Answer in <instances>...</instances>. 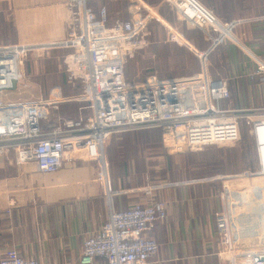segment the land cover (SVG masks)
Listing matches in <instances>:
<instances>
[{"label":"built area","instance_id":"1","mask_svg":"<svg viewBox=\"0 0 264 264\" xmlns=\"http://www.w3.org/2000/svg\"><path fill=\"white\" fill-rule=\"evenodd\" d=\"M93 1L97 0H67L74 25L64 41L37 47L0 46V152L12 149L16 163H32L41 173L57 172L66 160L94 163L108 212L100 230L85 240L79 264H148L159 246L145 233L163 217L164 204L152 201L114 210L115 193L106 159L110 136L159 128L164 132V151L179 154L237 142L244 121L254 145L257 169L245 177L248 185L241 191L223 186L224 205L215 215V227L225 241L220 254L228 264H264V103L222 107L231 98L228 82L212 78L208 69L211 51L227 41L249 57L254 68L246 74L247 80L255 81L264 94V59L242 47L233 34L241 21H221L199 0H164L180 20L204 33L209 47L199 52L179 32L188 44L170 34L172 42L197 59L199 71L184 78H159L152 73L144 81L132 82L125 77V66L149 47L150 22L167 23L135 3L138 8L130 20H116L107 28L104 19H96ZM48 47L67 50L64 75L77 92L67 97L49 93L31 101L6 100V92L14 91L13 82L17 90L25 76L26 54ZM68 103L80 104L86 117L62 119L58 125L44 128L50 111ZM241 208L251 210L257 220L256 230L250 235H242L235 224ZM0 264L43 263L23 259L10 250L0 254Z\"/></svg>","mask_w":264,"mask_h":264},{"label":"crops","instance_id":"2","mask_svg":"<svg viewBox=\"0 0 264 264\" xmlns=\"http://www.w3.org/2000/svg\"><path fill=\"white\" fill-rule=\"evenodd\" d=\"M200 2L211 8L221 21L244 23L234 36L250 53L264 59V47L256 43L258 35L264 36V24L244 26L264 21V0ZM135 3L155 12L166 23L167 18L172 20L173 11L164 0H97L91 3V8L96 19H104L105 26L110 28L116 20H130L138 8ZM260 8L262 16H258ZM153 24L158 23L151 21L150 25ZM73 25L67 0H0V46L37 47L58 43L69 37ZM152 29L153 47L145 53L167 50V43ZM173 32L178 41L188 42L194 50L208 49L200 29L194 28L195 35L190 33L188 38L179 32L187 42L177 31ZM238 50L242 51L226 44L211 52L209 74L228 82L231 98L226 106L262 105L264 94L255 81L246 77L254 65L247 55L241 58ZM66 53V49L56 47L30 50L24 58L28 87L22 93L17 89L16 93L5 94V99L13 96L14 101L37 100L46 91V96L54 93L67 97L69 93H76V88L65 79L62 59ZM191 72L190 68V73L181 77L192 76ZM139 74H129L128 78L140 82L136 81ZM109 177L116 211L152 201L164 204L163 217L145 233V237L154 239L159 246L148 264H228L220 254L225 250V241L215 227V215L223 208V186L228 187L227 182L216 177L188 176L173 181L155 178L148 183L145 174H137L134 168L127 167L125 170L109 168ZM244 182L239 180L234 191ZM107 212L94 163L85 159L66 160L57 172L41 173L32 163H16L12 149L0 152V254L15 250L21 258L43 264H79L85 240L100 230ZM239 212L242 214L235 218V224L240 233L252 234L257 227L255 216L246 208Z\"/></svg>","mask_w":264,"mask_h":264},{"label":"rangeland","instance_id":"3","mask_svg":"<svg viewBox=\"0 0 264 264\" xmlns=\"http://www.w3.org/2000/svg\"><path fill=\"white\" fill-rule=\"evenodd\" d=\"M205 7H207V9L209 8L208 6ZM209 10L212 9L209 8ZM258 11L260 13L258 16H262V9L260 8ZM171 18L172 20L167 18V24L149 25L148 31L150 35L148 42H150V45L148 48L137 53L126 63L125 77L127 80H129V74L132 76H138V72H140V78L136 81H144V78L153 72H155L159 78H166L169 75L174 78H184L181 77V75L189 74L190 68L192 75L199 71V63L192 53H189L182 46H179L177 43L170 40V34H173L174 37H176L173 32L174 30L181 32L188 38L190 33L195 35L194 28L180 20L174 12L172 13ZM263 24L264 21H259V24L247 23L244 26L249 28L252 25L262 26ZM239 26L235 28L233 34H235V31L240 28ZM150 29L157 32V37H160L161 41L167 43V50L158 51L157 54H154V52L152 54L145 53V50L153 47V43L150 40ZM171 29L174 30L172 31ZM262 35L263 34L258 35L259 37L256 39V43L259 47H264V41H262L264 40V36ZM226 44L233 45L225 41L220 47H223ZM240 44L244 47L241 42ZM218 47L213 52H215ZM238 51L239 52L237 53L241 58L244 55L246 57V54L243 51ZM144 53L147 56L144 55ZM27 78L28 76L25 72V76L18 88L19 93L20 91L22 93L23 90L28 87ZM6 93L13 94L16 93V90L8 91ZM47 93V91L42 93L40 98L46 97ZM66 93L69 92L67 91ZM70 95L73 94L69 93V96ZM9 99V101L15 100L13 96H9ZM262 102L264 103V101ZM80 107L82 106L76 103L59 105L57 110L50 111L47 122L43 124V127L50 128L56 126L62 119H84L86 117V111L84 109L80 110ZM222 107L227 106L223 103ZM144 132L147 134L149 131H130V133L123 132L110 136L106 142V159L110 169L112 166H114V169L121 168L119 164L123 162L127 168H134L137 174H145L146 182L148 183L152 182L155 178L158 179L157 181H173L174 179H182L188 176H190V178L216 177L223 180V182H227L230 190L231 188L234 190V187L237 186L240 179L244 181L245 177H249V174L254 173L257 169L254 157V145L244 121L241 122L240 137L237 142L228 145L206 146L201 148V150H187L179 154H168L164 151L162 144L158 145L156 142L151 144L148 140H143ZM150 132L154 136L158 135L156 133L158 131L153 129H150ZM111 150H113L112 154ZM240 155L243 158V162L240 161ZM171 165L173 166V169L171 168ZM167 167H169V169H167ZM245 182L242 183L241 186H238L239 190H241V187L244 184L243 188L247 187L248 183ZM256 182L258 183L259 180H256Z\"/></svg>","mask_w":264,"mask_h":264},{"label":"trees","instance_id":"4","mask_svg":"<svg viewBox=\"0 0 264 264\" xmlns=\"http://www.w3.org/2000/svg\"><path fill=\"white\" fill-rule=\"evenodd\" d=\"M203 4V3H202ZM204 5V4H203ZM205 6V5H204ZM171 8V7H170ZM207 8V7H206ZM209 9V8H208ZM171 10L175 13V11L171 8ZM192 34V33H191ZM201 36H203V38L205 39V41H207V43H208V47H209V41L206 39V37H205V35H204V33L203 32H201ZM220 47V46H219ZM218 47V48H219ZM217 48V47H216ZM215 48V49H216ZM215 49H213L211 52H213ZM153 130H155V131H158V132H156L158 135L157 136H154L153 134H151V132H150V129L149 130H146V129H141V130H134L135 132H138V131H149L147 134H145V132H144V135H143V140H148L149 141V143H157L158 145H160V144H162V140H163V136H164V132H163V130L162 129H159V128H155V129H153ZM131 132H133V131H131ZM125 133H130V131L129 132H125ZM143 134V133H142ZM112 152H113V150H111V154H112ZM233 161H234V159H233ZM240 161L241 162H243V158H242V156L240 155ZM120 167L121 168H123L124 170L126 169V166L123 164V162H121L120 164ZM119 165H116V166H119ZM115 166V167H116ZM112 169L114 168V166H112L111 167ZM171 168L173 169V166L171 165ZM170 168V169H171ZM117 169V168H116ZM167 169H169V167H167Z\"/></svg>","mask_w":264,"mask_h":264},{"label":"water","instance_id":"5","mask_svg":"<svg viewBox=\"0 0 264 264\" xmlns=\"http://www.w3.org/2000/svg\"><path fill=\"white\" fill-rule=\"evenodd\" d=\"M15 88H16V85H15V83L13 82V86H12V89H11V90H15Z\"/></svg>","mask_w":264,"mask_h":264}]
</instances>
